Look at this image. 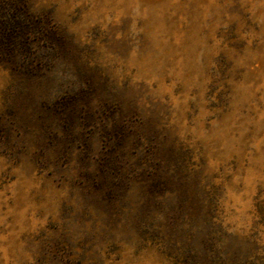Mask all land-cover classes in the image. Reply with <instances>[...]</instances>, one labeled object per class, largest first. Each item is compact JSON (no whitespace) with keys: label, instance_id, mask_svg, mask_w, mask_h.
<instances>
[{"label":"rangeland","instance_id":"1","mask_svg":"<svg viewBox=\"0 0 264 264\" xmlns=\"http://www.w3.org/2000/svg\"><path fill=\"white\" fill-rule=\"evenodd\" d=\"M25 1L65 46L0 63V264H264V0Z\"/></svg>","mask_w":264,"mask_h":264},{"label":"trees","instance_id":"2","mask_svg":"<svg viewBox=\"0 0 264 264\" xmlns=\"http://www.w3.org/2000/svg\"><path fill=\"white\" fill-rule=\"evenodd\" d=\"M64 46V36L49 17L31 13L25 0H0V63L16 69L20 57L31 62L23 65V71L34 73L39 71L35 60L41 49L53 52Z\"/></svg>","mask_w":264,"mask_h":264}]
</instances>
